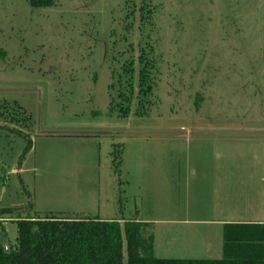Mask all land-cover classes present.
<instances>
[{
	"label": "rangeland",
	"instance_id": "obj_1",
	"mask_svg": "<svg viewBox=\"0 0 264 264\" xmlns=\"http://www.w3.org/2000/svg\"><path fill=\"white\" fill-rule=\"evenodd\" d=\"M54 2L0 0L8 242L17 218L138 219L159 259L222 258L225 224H264V0ZM146 41L153 105L111 116L112 71Z\"/></svg>",
	"mask_w": 264,
	"mask_h": 264
},
{
	"label": "trees",
	"instance_id": "obj_2",
	"mask_svg": "<svg viewBox=\"0 0 264 264\" xmlns=\"http://www.w3.org/2000/svg\"><path fill=\"white\" fill-rule=\"evenodd\" d=\"M30 5L34 9L51 8L55 2L30 0ZM139 12L140 29H150L147 34V40H150L154 25L149 17L153 12H146V17L144 7ZM138 53L136 59L124 61L118 70L112 71L113 83L109 88L111 116L128 118L134 109V114L143 118L153 105L156 71L153 45L149 41L140 44ZM2 109L0 118L9 113L4 106ZM26 118L23 117L24 123L29 120ZM121 152V147L115 146L116 167L120 164ZM11 212L12 209L2 211L0 219L2 214ZM16 224L14 245L8 242L5 228L0 229V264H264V224H225L222 258L205 260L157 258L150 225L138 219L101 221L51 214L17 218Z\"/></svg>",
	"mask_w": 264,
	"mask_h": 264
},
{
	"label": "water",
	"instance_id": "obj_3",
	"mask_svg": "<svg viewBox=\"0 0 264 264\" xmlns=\"http://www.w3.org/2000/svg\"><path fill=\"white\" fill-rule=\"evenodd\" d=\"M3 244H4V247H5V250H7V242H6V240L3 241Z\"/></svg>",
	"mask_w": 264,
	"mask_h": 264
},
{
	"label": "crops",
	"instance_id": "obj_4",
	"mask_svg": "<svg viewBox=\"0 0 264 264\" xmlns=\"http://www.w3.org/2000/svg\"><path fill=\"white\" fill-rule=\"evenodd\" d=\"M144 222V221H143ZM144 223H147V222H144ZM258 224H262V223H258ZM196 260H198V259H196ZM203 260V259H202ZM205 260V259H204Z\"/></svg>",
	"mask_w": 264,
	"mask_h": 264
}]
</instances>
